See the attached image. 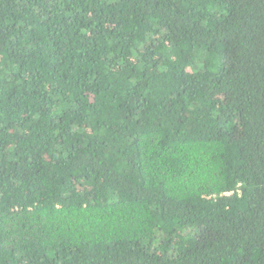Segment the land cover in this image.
Segmentation results:
<instances>
[{"label": "trees", "instance_id": "trees-1", "mask_svg": "<svg viewBox=\"0 0 264 264\" xmlns=\"http://www.w3.org/2000/svg\"><path fill=\"white\" fill-rule=\"evenodd\" d=\"M0 264H264V0H0Z\"/></svg>", "mask_w": 264, "mask_h": 264}]
</instances>
